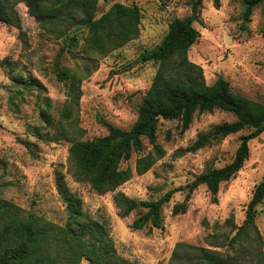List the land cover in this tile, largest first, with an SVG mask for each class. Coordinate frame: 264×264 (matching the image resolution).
Instances as JSON below:
<instances>
[{"label": "rangeland", "instance_id": "rangeland-1", "mask_svg": "<svg viewBox=\"0 0 264 264\" xmlns=\"http://www.w3.org/2000/svg\"><path fill=\"white\" fill-rule=\"evenodd\" d=\"M116 2L140 8V31L137 38L105 54L85 47L87 29L83 26L41 24L28 11L30 1L16 5L25 43L17 28L0 21V197L45 222L63 226L67 209L56 189L55 172L59 170L68 191L82 200V219L104 225L115 251L124 259L135 264H169L175 262L176 244L184 242L215 250L240 264H264L258 254L259 249L264 253V199L257 204L255 216L260 240L250 234L229 243L264 175V132L248 141L244 165L219 184L215 197L200 184L190 192L186 211L172 212L173 205L185 199L187 185L207 167L229 163L241 137L249 133L243 129L197 150L187 149L199 133L233 121V113L221 109L195 112L185 130L176 119H160L156 141L164 155L148 171L137 174L136 158L153 152L152 144L143 137V150L121 162V167L132 170L131 178L114 192L103 194L72 176L70 142L50 139L59 124L69 122L82 139L105 135L106 124L129 128L157 68L152 62H139L140 53L161 41L173 18L192 14L200 36L189 48L188 57L201 65L206 82L211 84L222 76L232 91L264 103V2L245 19L241 0H220L218 8L213 0H202L197 13L191 8L193 0H99L95 17ZM66 34L77 37L73 55L67 51ZM65 68L84 76L78 106L72 108L69 118L62 114L68 102V81L59 78ZM42 109L49 122L41 115ZM168 190L173 193L162 205L159 228L150 223L133 228V220L144 209L121 217L113 200L117 191L138 200H155ZM81 264L87 261L83 259Z\"/></svg>", "mask_w": 264, "mask_h": 264}, {"label": "trees", "instance_id": "trees-1", "mask_svg": "<svg viewBox=\"0 0 264 264\" xmlns=\"http://www.w3.org/2000/svg\"><path fill=\"white\" fill-rule=\"evenodd\" d=\"M30 1L29 13L41 24L56 27L59 23L83 26L87 29L85 47L90 51L105 54L122 47L135 39L140 31V8L135 5L113 3L107 11L95 17L99 0H0V21L17 28L25 43L22 22L16 5ZM202 0H193V13L199 11ZM244 17L248 19L253 8L264 0H241ZM215 8L220 0H213ZM200 36L193 26L191 15L175 17L161 41L139 55V62L157 64L156 71L137 108L133 124L122 129L110 124L107 133L92 139L77 137L78 128L73 122L59 124L50 139L57 141L65 138L70 142L68 160L71 174L77 181H87L99 194L115 191L117 187L132 176L129 167H121V162L130 159L133 152L144 148L143 137L152 144L149 151L138 156L134 169L137 174L148 171L164 150L156 141L157 124L160 119L178 120L181 130L188 128L195 112L221 109L233 113L235 119L211 126L206 132L199 133L196 140L187 148L197 150L213 140L249 129L241 137L231 161L221 167H207L187 185L185 199L175 203L172 212L183 213L187 199L194 187L204 184L215 197L219 184L232 178L244 165L249 155L248 141L264 132V103L252 100L231 89L229 82L222 76L208 84L201 65L191 61L188 51ZM68 52L73 55L72 47L78 43L74 34H66ZM21 78V76H19ZM60 79L68 81L66 93L67 107L62 111L65 118L71 116L73 107L78 106L81 97L83 75L70 68L59 73ZM41 115L49 122L47 113ZM56 189L67 209L63 226L45 222L33 212H25L20 206L0 197V264H135L120 257L113 246L105 226L95 220L82 219V200L70 193L65 185L63 174L55 172ZM173 190H168L155 200H138L117 191L113 195L121 217L132 210L144 209L132 222L135 229L146 224L159 228L162 225V205L169 201ZM264 199V175L253 190L246 207L245 218L230 239L233 243L239 237L254 234L260 240L255 224L256 206ZM259 257L264 253L259 249ZM169 264H240L215 250L178 242Z\"/></svg>", "mask_w": 264, "mask_h": 264}, {"label": "water", "instance_id": "water-1", "mask_svg": "<svg viewBox=\"0 0 264 264\" xmlns=\"http://www.w3.org/2000/svg\"><path fill=\"white\" fill-rule=\"evenodd\" d=\"M191 17L194 18L195 17V14H192Z\"/></svg>", "mask_w": 264, "mask_h": 264}]
</instances>
